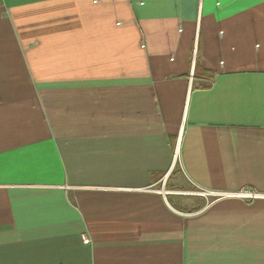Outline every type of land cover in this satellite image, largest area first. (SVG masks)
<instances>
[{
	"label": "crops",
	"instance_id": "crops-1",
	"mask_svg": "<svg viewBox=\"0 0 264 264\" xmlns=\"http://www.w3.org/2000/svg\"><path fill=\"white\" fill-rule=\"evenodd\" d=\"M189 188L264 195V0H0V264H264Z\"/></svg>",
	"mask_w": 264,
	"mask_h": 264
},
{
	"label": "built area",
	"instance_id": "built-area-1",
	"mask_svg": "<svg viewBox=\"0 0 264 264\" xmlns=\"http://www.w3.org/2000/svg\"><path fill=\"white\" fill-rule=\"evenodd\" d=\"M176 153L174 154V160H173V165L176 161ZM199 195L204 198L205 200H209L211 198L217 199V200H222V199H240V200H255V199H260L263 198L264 195H259L258 193H254L251 191L247 190H242L239 192H226V193H216V192H209V191H203L199 190L198 191Z\"/></svg>",
	"mask_w": 264,
	"mask_h": 264
},
{
	"label": "rangeland",
	"instance_id": "rangeland-1",
	"mask_svg": "<svg viewBox=\"0 0 264 264\" xmlns=\"http://www.w3.org/2000/svg\"><path fill=\"white\" fill-rule=\"evenodd\" d=\"M176 177H177V180L180 182V187L181 188H183L181 185H185V184H183L184 182H182V179H181V177L180 176H178V175H176ZM173 178V177H172ZM175 179V178H174ZM176 180V179H175ZM177 194H178V196H182V195H184V196H189V197H192V198H196V199H199V198H202L200 195H199V193H198V191L194 188V189H178L177 190Z\"/></svg>",
	"mask_w": 264,
	"mask_h": 264
}]
</instances>
